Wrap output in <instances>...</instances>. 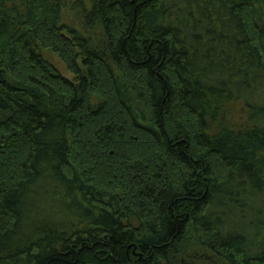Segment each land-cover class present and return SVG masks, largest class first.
Wrapping results in <instances>:
<instances>
[{"label":"trees","instance_id":"16d2710c","mask_svg":"<svg viewBox=\"0 0 264 264\" xmlns=\"http://www.w3.org/2000/svg\"><path fill=\"white\" fill-rule=\"evenodd\" d=\"M67 4L0 0V264H264V0Z\"/></svg>","mask_w":264,"mask_h":264},{"label":"rangeland","instance_id":"374dc122","mask_svg":"<svg viewBox=\"0 0 264 264\" xmlns=\"http://www.w3.org/2000/svg\"><path fill=\"white\" fill-rule=\"evenodd\" d=\"M76 2V0H68V4L66 5L65 9H64V14H63V20L66 23H69L71 25L77 26L80 29H84L83 26V18L81 17V13L79 8L74 5V3ZM45 56L48 57L50 60H52L56 66L60 69V71L69 76V77H73V74H71V72L68 71L65 63L62 61L61 57L57 54L54 53L53 51L50 50H46L45 52ZM248 110H245L243 108V106H239L237 105L235 113L233 115V119L239 120L241 117H245V112L247 113ZM39 207L40 205L37 207V209H35V211H39ZM41 207H45L41 204ZM40 213L43 212V210L41 209L39 211ZM46 212V211H45ZM252 218L245 220L243 223H240L241 221H239L238 219H236V217H230L231 220V224L232 226H244V228L247 230V221L250 222ZM251 229H248V233H251L250 231Z\"/></svg>","mask_w":264,"mask_h":264}]
</instances>
